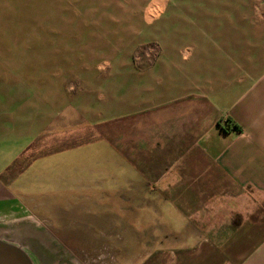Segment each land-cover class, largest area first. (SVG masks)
<instances>
[{"label":"crops","instance_id":"0c3cea01","mask_svg":"<svg viewBox=\"0 0 264 264\" xmlns=\"http://www.w3.org/2000/svg\"><path fill=\"white\" fill-rule=\"evenodd\" d=\"M10 1L0 0L5 29L14 14ZM165 11L184 24L180 38L194 40V50L104 52L106 41L97 37L79 48L86 53L70 71L82 72L73 85L81 94L75 99L62 82H42V72L28 76L20 62L26 50H0V138L26 128L22 133L40 140L17 156L29 160L30 170L40 173L42 158L67 153L58 161L64 171L55 176L94 180L101 189L66 190L95 206L43 212L57 227L65 215L89 216L81 222L104 232V254L51 262L37 256L36 262L26 245L11 241L32 264H264V0H150L145 20ZM96 13L89 22L100 21ZM100 58L112 77L92 82V64ZM42 136L55 141L42 143ZM9 168L0 173V214H26L25 199L31 198L12 191L16 179ZM106 183L119 200L114 209L97 202L111 198ZM124 199L131 206H122ZM224 200L237 208L219 214L215 206ZM203 231L229 234L204 239ZM51 242L45 246H59Z\"/></svg>","mask_w":264,"mask_h":264},{"label":"rangeland","instance_id":"374dc122","mask_svg":"<svg viewBox=\"0 0 264 264\" xmlns=\"http://www.w3.org/2000/svg\"><path fill=\"white\" fill-rule=\"evenodd\" d=\"M64 1L66 0H62V3L52 4L49 1L40 0H11L10 5L14 14L12 21L9 22V30L0 25V39L2 40L0 50L7 52L8 50L12 52L26 50L25 52L28 53L26 60L20 62L26 66L28 76L34 73L39 76L42 72V82H62L63 88L68 91V98L81 97V94H78L79 89L75 88L74 90L73 85L78 81L76 79L82 72L76 70L73 75L70 71L73 66L79 67L84 56L83 53H86V50L80 49L88 48L96 41L97 37L106 41L104 52L110 50H194V40L180 38L184 24L178 22L176 18L169 17L167 11L162 12L152 21L145 20L144 8L150 0H105L107 4L105 11L102 8L104 0H76V5L69 6L63 4ZM100 3L101 7H98ZM95 9H97L95 17L97 19L99 17L100 21L91 23L88 18L95 14ZM19 17V20H15ZM3 32L4 35L1 36ZM71 35L74 36L71 37ZM87 51L89 55L97 52V50ZM17 60L18 58L15 61ZM104 62L105 59L100 58L92 64L90 71L92 82L105 79L110 81L112 74L107 67L103 66ZM5 63L7 64V62ZM99 65H102V68H99ZM35 66L37 71H35ZM90 97L91 108L97 110L99 106L97 95L92 94ZM47 111L44 109V112ZM97 121L95 120V122ZM25 130L26 128L21 127L12 128L11 134L0 138V173L10 167L9 173L16 179L11 182L12 191L24 198V194L31 198L25 199L26 202L30 201L26 205V214H0V239L8 243L17 241L26 245L25 248L29 249L30 255L36 262L39 261L37 256L51 262L71 254L89 258L104 254L105 248L100 247L101 240L104 239V232L98 229H88V226L81 222V219L89 221V216L65 215L63 218L66 219L65 223L57 227L55 224L51 225L49 221L51 214L43 212L46 208L51 212V208L56 210V207L68 206L75 209L82 205L95 206L93 200L85 202L65 194L66 190L74 188V190L81 191L88 189V192L96 193L101 190L99 184L97 185L94 180L72 183L69 180L58 179L55 176L57 171H64L58 166V161L65 160L67 153L42 158L40 173H38V167L37 173L33 172V169L30 170L29 160L22 157L17 158V156L20 157V153L28 145L40 143V140L35 139L33 134L22 133ZM80 130L82 129L80 128ZM40 139L42 143H46L47 140L53 141L55 136L54 138L42 136ZM58 143L62 144L65 141L61 139ZM88 143L93 145L95 141L90 140ZM92 158L89 157L90 160ZM22 169L25 173L23 177H20V174L23 173L20 172ZM106 185L111 187V198H104L105 201L97 200V202L100 204L99 206H105L106 202L114 209L116 205L119 206V200L113 197L114 186H110L108 183ZM252 201L254 204L258 203V200ZM131 203V200L124 199L122 206H131ZM215 207H218L217 212L224 213L223 215L228 213V208H237L232 204L227 205L226 200L221 201V204ZM261 210L263 211V208ZM231 221L233 222V219ZM228 234V231L199 232V235L204 239L218 240ZM46 241H52L51 243L59 246H45ZM106 249L108 255L113 254L110 248Z\"/></svg>","mask_w":264,"mask_h":264},{"label":"water","instance_id":"95a60500","mask_svg":"<svg viewBox=\"0 0 264 264\" xmlns=\"http://www.w3.org/2000/svg\"><path fill=\"white\" fill-rule=\"evenodd\" d=\"M0 264H32L21 247L0 239Z\"/></svg>","mask_w":264,"mask_h":264},{"label":"trees","instance_id":"16d2710c","mask_svg":"<svg viewBox=\"0 0 264 264\" xmlns=\"http://www.w3.org/2000/svg\"><path fill=\"white\" fill-rule=\"evenodd\" d=\"M234 127H235L234 130H235L236 132H240V131H241L240 128H239L237 125H235Z\"/></svg>","mask_w":264,"mask_h":264},{"label":"bare ground","instance_id":"6f19581e","mask_svg":"<svg viewBox=\"0 0 264 264\" xmlns=\"http://www.w3.org/2000/svg\"><path fill=\"white\" fill-rule=\"evenodd\" d=\"M152 15V14H151Z\"/></svg>","mask_w":264,"mask_h":264}]
</instances>
